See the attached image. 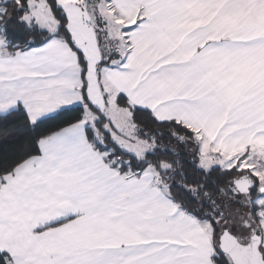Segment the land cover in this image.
<instances>
[{"label":"snow or ice","instance_id":"obj_1","mask_svg":"<svg viewBox=\"0 0 264 264\" xmlns=\"http://www.w3.org/2000/svg\"><path fill=\"white\" fill-rule=\"evenodd\" d=\"M0 264H264V0H0Z\"/></svg>","mask_w":264,"mask_h":264}]
</instances>
